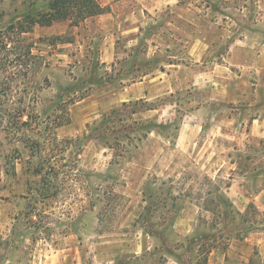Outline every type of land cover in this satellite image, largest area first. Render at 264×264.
Returning a JSON list of instances; mask_svg holds the SVG:
<instances>
[{
  "label": "rangeland",
  "instance_id": "1",
  "mask_svg": "<svg viewBox=\"0 0 264 264\" xmlns=\"http://www.w3.org/2000/svg\"><path fill=\"white\" fill-rule=\"evenodd\" d=\"M208 1L100 0L0 48V264H264V0ZM50 3L0 0V35Z\"/></svg>",
  "mask_w": 264,
  "mask_h": 264
},
{
  "label": "trees",
  "instance_id": "2",
  "mask_svg": "<svg viewBox=\"0 0 264 264\" xmlns=\"http://www.w3.org/2000/svg\"><path fill=\"white\" fill-rule=\"evenodd\" d=\"M203 1H205V0H203ZM207 3L209 5V7H214V5H212L210 3V1L207 0ZM49 6H50V9L47 12L38 13L37 15H32V16L29 15L25 18L24 21H21L19 24H17V25L11 24L8 28H6L5 31L2 32L0 35L1 36L0 37V48H4L7 51H12V50H15L16 48H18V44L22 40L26 39V37H22V35H24V33L28 32L35 24L49 26V25H52L56 21L65 20V19L69 18L70 16H75V18L77 20H80V19L85 20L86 18H89L91 16L103 14L108 10L106 7L102 6V4L100 3V0H51V3L49 4ZM214 9L216 11H220L218 8L214 7ZM15 35H18V37H14ZM15 38H17L18 42H17V40L15 42V40H14ZM32 48H33V44H28V50L25 52L27 54V56H33L35 58L37 56L41 57L37 54H34L32 52ZM60 106L62 107L59 110L61 112H59L60 114H57L58 113L57 112L58 107L60 108ZM64 106H65L64 102L59 103L58 106L51 111V113L45 112L46 113L45 118L51 119V116L55 115V117L60 120L58 126L63 125L67 121V118H66L67 117V115H66L67 114V108H65ZM126 107H128V103L124 102L120 109L119 108L114 109L109 114H106L105 115L106 121L103 122V126H101V127H106V129H110L112 132L116 131L118 133L117 134L118 138H116L118 142H115L116 146L117 145L120 146V142L122 141L121 139L123 137H125V136L127 138L131 137V136H127V134L123 133V130H126V132H127L128 131L127 129L130 128L129 126L127 127L124 125L125 119L122 118V116H121L122 115L121 111H123V109H125ZM25 115L27 116V119L23 120V117ZM42 116H43V113H42ZM32 120H34V117H32L31 112H28L26 114V108L20 109L16 112L15 124L17 121L21 122V124H28ZM40 122L43 123L44 120H40ZM117 124L119 126H117ZM154 126H155V124H153V123L145 125V127H148V129H150V130L153 129ZM101 127L97 126L94 129V131H96L95 132L96 135H100V132L103 129ZM132 132H133V129H132ZM35 146H36V147H34L35 150H33L34 155H36V157H38L39 155L44 156V148L41 147V144L37 143ZM47 159L49 160V162H50V159L52 160L51 157L47 158ZM50 169L53 172L52 164L50 165ZM43 171H45L43 169V166H41V168H39L37 166L34 167V172L37 173L38 175L42 174ZM151 190L152 189H149V191H151ZM149 196H151V194ZM46 197L47 196H44V198H46ZM149 232L151 233L152 231L150 230ZM213 245L214 244H209V246L206 249V252H204V254L202 252H200V248H199V250L197 252L198 253V258L196 260L197 263L201 264V260H202L201 257L203 255H204V257H205V255L209 256V254L212 251L211 248ZM207 253H208V255H207ZM176 258L179 260L180 263H182V261L179 259L178 256ZM192 261L190 262V264H193ZM204 263L209 264L207 257H205Z\"/></svg>",
  "mask_w": 264,
  "mask_h": 264
},
{
  "label": "crops",
  "instance_id": "3",
  "mask_svg": "<svg viewBox=\"0 0 264 264\" xmlns=\"http://www.w3.org/2000/svg\"><path fill=\"white\" fill-rule=\"evenodd\" d=\"M143 5L146 6V5H149L150 7L153 8V10L155 12H158L159 9L164 5L165 7H169L170 5H173L177 2V0H141ZM200 43L201 44H197V42H195L192 46V49L191 50H194L197 51L199 50L200 51V56L202 58V56L204 54L207 53L208 49H209V44H207L205 41L201 40L200 39ZM243 45V46H241ZM249 44L246 42V41H243V40H240V42H236V43H233L232 45L229 46L228 48V54L229 53H232V57H235V64L237 63H242L241 60H239L236 55L237 53L240 51V50H245V46H248ZM194 51V52H195ZM192 53V52H191ZM195 59H198V58H195Z\"/></svg>",
  "mask_w": 264,
  "mask_h": 264
}]
</instances>
